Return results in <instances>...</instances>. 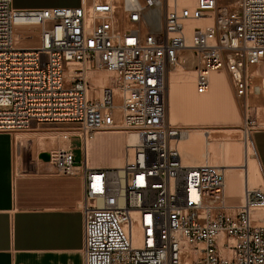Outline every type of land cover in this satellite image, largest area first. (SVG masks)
Masks as SVG:
<instances>
[{
	"label": "built area",
	"instance_id": "built-area-1",
	"mask_svg": "<svg viewBox=\"0 0 264 264\" xmlns=\"http://www.w3.org/2000/svg\"><path fill=\"white\" fill-rule=\"evenodd\" d=\"M200 19L211 22L193 25ZM263 60L264 0H0V132H64L49 162L83 180L84 264H264V223L254 217L264 188L244 182L240 202L227 203L224 169L185 163L187 128L169 120L172 69L191 65L198 94L224 69L256 131L247 98ZM99 70L113 77L101 91L89 80ZM117 110L138 140L121 167L91 166L86 144L115 127Z\"/></svg>",
	"mask_w": 264,
	"mask_h": 264
},
{
	"label": "crops",
	"instance_id": "crops-1",
	"mask_svg": "<svg viewBox=\"0 0 264 264\" xmlns=\"http://www.w3.org/2000/svg\"><path fill=\"white\" fill-rule=\"evenodd\" d=\"M81 1L50 6H78ZM251 138L262 177L258 187L264 188V128ZM116 139L118 156L124 138ZM14 145L13 133L0 132V264H84L81 176L57 175L49 160L16 174ZM240 188L230 192L231 200ZM261 219L264 223V215Z\"/></svg>",
	"mask_w": 264,
	"mask_h": 264
},
{
	"label": "bare ground",
	"instance_id": "bare-ground-1",
	"mask_svg": "<svg viewBox=\"0 0 264 264\" xmlns=\"http://www.w3.org/2000/svg\"><path fill=\"white\" fill-rule=\"evenodd\" d=\"M81 2L87 3L86 0H82ZM209 22L211 21L200 19L193 25L204 26ZM187 27H189V25H187ZM99 76L98 78L94 76L96 77L95 82L100 87L102 86V88L91 83L94 87H97L98 90H101L108 80H106L104 75L103 77ZM171 78L174 82L172 85L170 82V87H172L170 88L171 90L169 89V120L172 124H178L187 128L186 136L184 135L185 137H182L180 141L179 149L182 158L184 157L190 165L209 163L222 167L226 174L227 195H229L231 191H235V189L242 187L244 182H248L249 184L250 181H256L258 178L262 180L252 138L248 136V132L244 131L243 133V130L239 129L242 116L231 88L229 74L224 69L211 72L210 88L205 94H198L195 91L196 76L195 70L191 65L189 67L182 65L177 66V72L174 73ZM171 78L169 77L170 80ZM178 80H181L180 83H182L181 86L179 85L177 87L179 84ZM262 84L264 86V80ZM262 84L259 86L255 85V87L253 86L252 90L255 91V93L257 92V94L260 90L263 92L264 89L261 87ZM116 114L115 127L111 131L117 133L125 131L126 134L125 136L118 137V139L124 138V142L122 141V145L118 147L119 150L122 149L120 151L122 154L110 159V167H121L124 164V159H126V146L134 145L138 140L136 132L122 128L124 125L119 110H117ZM228 122H231V126L227 124ZM51 131H34L30 136L27 135L28 133L25 135L17 134L14 137L15 145L21 147V145H25L30 139H36L35 142H37L41 147L40 149L43 150L42 147H44V149L49 148L50 145L59 143L62 139L65 140L64 132L60 130H58L59 132ZM216 131L218 133L216 137H219V141H217L218 138L213 136V132L215 133ZM107 137L109 136L103 134L98 135L95 139L98 148L95 149V151L90 150V147L87 145L90 140L87 142L85 151L88 159L96 155L100 158L99 149L101 151L104 149L105 143L109 141ZM228 137L231 138L227 139ZM55 145L57 146V144ZM47 150L45 149L43 154L45 152L47 153ZM50 155L51 152L49 158ZM18 162L20 163V161Z\"/></svg>",
	"mask_w": 264,
	"mask_h": 264
},
{
	"label": "rangeland",
	"instance_id": "rangeland-1",
	"mask_svg": "<svg viewBox=\"0 0 264 264\" xmlns=\"http://www.w3.org/2000/svg\"><path fill=\"white\" fill-rule=\"evenodd\" d=\"M75 1L79 2L80 0H12V4L16 8H37V7H48L50 5H61V4H65V3H73ZM86 1L89 2L90 0H86ZM263 67H264V60L259 65L254 66V67L251 68V70H250V82H249V91H250V93H249V96L247 98V104L249 105V110H250L248 114L251 115V117H250L251 121L255 122L254 125H256V127H258V128H264V90H263V92L260 90V92L257 94V92L255 93V91H253L252 88H253V86L255 87V85L259 86V85H261L263 83V80H264ZM175 70L177 72V67L172 69V72L170 73V78L172 77V75H174V73H176ZM99 74H100V76H99ZM91 75H92V77L89 78V80L92 83H94V84H96V82H95V80H96L95 78L96 77H94V76H97V78H98V76L99 77H101V76L103 77V75H104L106 80H108V81H106V85L105 86L110 85L111 82L113 81L112 74L109 73L108 71H105V70L97 71V72H95V73H93ZM229 79H230V76H229ZM172 80L173 79L171 78V80H170L171 85L174 82ZM180 81L181 80H178L179 84L177 85V87L179 85L181 86L182 82L180 83ZM230 84H231V88L233 90L234 96H235V98L237 100L239 109L241 111V116L242 117H241V122H240L239 129L243 130V133H244V131L248 132V136L252 137L251 130L246 128V125H245L246 111H245V108H244L245 107L244 106L245 105L244 99L238 97L235 94L233 85L231 83V79H230ZM96 85H98V84H96ZM105 86H103V87H105ZM98 87H100V86L98 85ZM261 87H263V89H264L263 84H262ZM100 88H102V86ZM101 90L99 89V91H101ZM227 124L229 126H231V122H228ZM251 125L252 124H250V126ZM57 126L61 127V126H66V125L65 124L64 125L60 124V125H57ZM50 127H51V125H48V124L34 125L29 130L16 131V132L13 133V135L15 137L17 134L25 135V134L28 133L27 135L30 136V135H32V133L34 131L46 132V131H51L52 130L54 132H59L58 130H56L57 128H50ZM122 128L125 129V127H122ZM111 130L112 129L106 130V131H100V132L96 133L94 139L90 140L88 142V144H87L88 147H90V150L95 151V149L98 148V144L95 143L96 137H98V135H101V134H103L105 136H109V137H107V138H109V141L105 143L104 149L102 151L99 149V151H100V154H99L100 159L94 160L93 157H89V159H90L89 161L90 162L93 161L94 162L93 164H95V165H101V166H106V164L109 165L110 164L109 163L110 159H112V158H114L116 156L114 154V151H115L116 146L118 144V140L116 138H118L119 136H125V134H126L125 131L122 132V133H117V132H113ZM125 130H128V129H125ZM53 134L57 135L56 133H53ZM186 134H185V136H186ZM185 136H183V138ZM213 136L215 138H218L217 141L220 140L219 137H216V136H218L217 131L215 133L213 132ZM230 138L231 137H228L227 139H230ZM35 140L36 139H30L28 142L25 143V145L24 144L21 145V147L18 146V145H14V160H15V172H16V174L24 173V172H27L29 170L35 169L37 166L42 165L45 161L48 160L50 152L52 153V151H54L55 149H58L60 147H65L66 146V141L62 139L61 141H59V143H55V144H57V146L55 144H53V145H50L49 148H45L46 150L48 149L47 150L48 152L47 153L45 152L43 154V152L45 150L44 147H42L43 150H41L40 149L41 148L40 145H38V143L35 142ZM36 143H37V145H36ZM95 145H97V146H95ZM179 147H180V142H179ZM72 148H73V151L75 152V155H76V163L80 162V159L83 157L82 156L83 153H82V150L80 149L79 140L78 139H74L73 140ZM121 150L122 149H120V151ZM120 154H122V153L120 152L119 155ZM17 160L20 161V163ZM124 161H125V159H124ZM183 161L185 163L189 164V162L187 160H185L184 157H183ZM261 184H262V180H260L259 178H258V180L250 181V183H249V185L251 187H256V186H259ZM242 190H243V186L240 188L239 193L237 192L235 194V200H234V197H232L233 200H231L229 198V195H227V203L233 204V205L238 204L240 202V199H241ZM263 215H264V210H260V211H256L254 217L256 219H261V217Z\"/></svg>",
	"mask_w": 264,
	"mask_h": 264
}]
</instances>
